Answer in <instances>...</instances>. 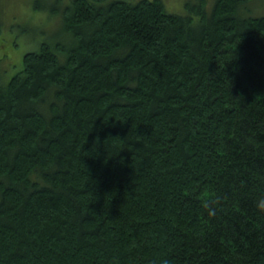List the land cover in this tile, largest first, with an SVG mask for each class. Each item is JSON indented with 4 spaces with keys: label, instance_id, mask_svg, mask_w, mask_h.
Here are the masks:
<instances>
[{
    "label": "trees",
    "instance_id": "trees-1",
    "mask_svg": "<svg viewBox=\"0 0 264 264\" xmlns=\"http://www.w3.org/2000/svg\"><path fill=\"white\" fill-rule=\"evenodd\" d=\"M250 1L52 2L63 39L0 65V264H264Z\"/></svg>",
    "mask_w": 264,
    "mask_h": 264
},
{
    "label": "rangeland",
    "instance_id": "rangeland-1",
    "mask_svg": "<svg viewBox=\"0 0 264 264\" xmlns=\"http://www.w3.org/2000/svg\"><path fill=\"white\" fill-rule=\"evenodd\" d=\"M54 0H0V65L10 78L21 69L25 54L35 51L42 42L63 37L60 16L51 14ZM70 0H62V7ZM136 1V0H134ZM169 13L184 15L186 3L197 0H162ZM206 1L211 12L213 0ZM37 6L35 7V5ZM250 16L264 15V0H251L242 10ZM63 41V40H61Z\"/></svg>",
    "mask_w": 264,
    "mask_h": 264
},
{
    "label": "clouds",
    "instance_id": "clouds-1",
    "mask_svg": "<svg viewBox=\"0 0 264 264\" xmlns=\"http://www.w3.org/2000/svg\"><path fill=\"white\" fill-rule=\"evenodd\" d=\"M162 264H168L167 260L162 261Z\"/></svg>",
    "mask_w": 264,
    "mask_h": 264
}]
</instances>
